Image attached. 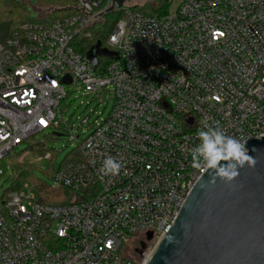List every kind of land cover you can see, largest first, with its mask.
I'll return each mask as SVG.
<instances>
[{
  "label": "built area",
  "instance_id": "1",
  "mask_svg": "<svg viewBox=\"0 0 264 264\" xmlns=\"http://www.w3.org/2000/svg\"><path fill=\"white\" fill-rule=\"evenodd\" d=\"M68 1L73 14L0 42V178L16 145L67 127L68 86L112 87L116 102L78 144L83 161L56 174L79 194L72 203L44 204L21 186L0 196V264H146L153 250L134 258L128 246L152 232L155 248L206 172L192 166L197 132L264 136V0H167L160 16L123 5L102 46L118 58L102 69L74 44L113 0ZM108 156L122 162L118 175L100 172Z\"/></svg>",
  "mask_w": 264,
  "mask_h": 264
},
{
  "label": "water",
  "instance_id": "2",
  "mask_svg": "<svg viewBox=\"0 0 264 264\" xmlns=\"http://www.w3.org/2000/svg\"><path fill=\"white\" fill-rule=\"evenodd\" d=\"M126 1L113 0L109 11ZM105 56L118 58V53L101 42L87 53L94 67ZM64 82L70 84L71 79ZM245 146L256 166L240 169L231 184L219 179L212 183V173L206 171L146 264H264V136L248 138ZM152 238L148 232L146 241ZM146 246L143 242L138 250L141 256Z\"/></svg>",
  "mask_w": 264,
  "mask_h": 264
},
{
  "label": "rangeland",
  "instance_id": "3",
  "mask_svg": "<svg viewBox=\"0 0 264 264\" xmlns=\"http://www.w3.org/2000/svg\"><path fill=\"white\" fill-rule=\"evenodd\" d=\"M153 1L129 0L124 3V6L143 7ZM104 18L106 19V16ZM101 25L103 22H98L94 27ZM102 58L105 60L109 57ZM67 93V97L60 106L61 115L67 127L49 128L15 146L12 157L8 159V161L11 160V164L6 174L0 178V196L16 185L22 187L24 195L34 194L37 199L41 195L40 185L47 187L53 193L59 191L62 187L56 179V174L67 158L76 152L78 144L92 132L94 126L110 116L116 102L112 87H105L95 93L87 92L82 86L70 85L67 87ZM36 143L43 144L44 148L51 155L53 154V158L48 159L36 153L34 150ZM18 160L22 161L20 168L15 167ZM132 242L128 246L129 255L138 258L139 256L133 251ZM154 245V242L149 243L146 252L150 253Z\"/></svg>",
  "mask_w": 264,
  "mask_h": 264
},
{
  "label": "trees",
  "instance_id": "4",
  "mask_svg": "<svg viewBox=\"0 0 264 264\" xmlns=\"http://www.w3.org/2000/svg\"><path fill=\"white\" fill-rule=\"evenodd\" d=\"M168 8L169 4L167 0H154L153 3H147L143 7H134V10L151 16H160L165 14ZM40 11L45 12V14H41ZM73 12V7L68 0H0V42L9 38L14 31L24 25L49 23L71 15ZM105 16L106 19L103 25L91 29V38L76 39L74 46L83 55L87 56L88 51L97 42H101L102 46L106 45L105 41L118 20L123 17V11L122 9H116ZM99 60V69H102V65L104 66L110 62L109 59L104 60L102 57ZM35 146L34 150L41 156L49 152L41 143ZM71 161H83V156L78 146L76 152L67 158L65 163ZM21 165L22 163H16L18 168ZM61 187L59 191L53 193L47 187L40 185L41 195L38 199L48 205H66L72 203L75 196H79L73 189L65 186ZM14 188H19V185H16Z\"/></svg>",
  "mask_w": 264,
  "mask_h": 264
},
{
  "label": "clouds",
  "instance_id": "5",
  "mask_svg": "<svg viewBox=\"0 0 264 264\" xmlns=\"http://www.w3.org/2000/svg\"><path fill=\"white\" fill-rule=\"evenodd\" d=\"M199 143L189 151L194 168H203L212 173L211 182L217 179L231 184L240 175V169L247 166L254 168L257 160L248 154L247 140L226 134L219 126L205 124L197 132ZM255 151V149H253ZM122 168V162L112 156L103 160L100 172L104 176L118 175ZM171 240V238H169Z\"/></svg>",
  "mask_w": 264,
  "mask_h": 264
},
{
  "label": "flooded vegetation",
  "instance_id": "6",
  "mask_svg": "<svg viewBox=\"0 0 264 264\" xmlns=\"http://www.w3.org/2000/svg\"><path fill=\"white\" fill-rule=\"evenodd\" d=\"M145 242L147 244L146 248L143 250L142 252V256L143 254L145 253V251L147 250L148 246H149V241H146L144 238H138V239H135L133 240V251L135 254H137L138 256H141L139 253H138V250L141 249V245L142 243Z\"/></svg>",
  "mask_w": 264,
  "mask_h": 264
},
{
  "label": "snow or ice",
  "instance_id": "7",
  "mask_svg": "<svg viewBox=\"0 0 264 264\" xmlns=\"http://www.w3.org/2000/svg\"><path fill=\"white\" fill-rule=\"evenodd\" d=\"M41 123H43V121H41Z\"/></svg>",
  "mask_w": 264,
  "mask_h": 264
}]
</instances>
